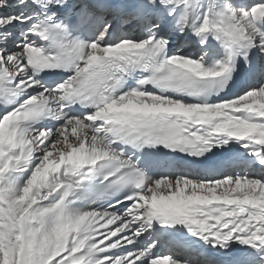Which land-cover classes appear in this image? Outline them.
<instances>
[{"label":"snow or ice","instance_id":"6c2138e0","mask_svg":"<svg viewBox=\"0 0 264 264\" xmlns=\"http://www.w3.org/2000/svg\"><path fill=\"white\" fill-rule=\"evenodd\" d=\"M0 264H264V0H0Z\"/></svg>","mask_w":264,"mask_h":264}]
</instances>
